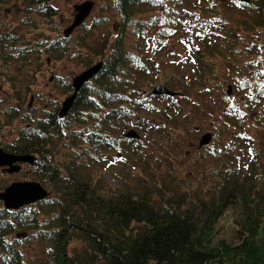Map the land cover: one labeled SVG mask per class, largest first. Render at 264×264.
I'll return each mask as SVG.
<instances>
[{"label":"trees","instance_id":"1","mask_svg":"<svg viewBox=\"0 0 264 264\" xmlns=\"http://www.w3.org/2000/svg\"><path fill=\"white\" fill-rule=\"evenodd\" d=\"M22 1L32 13L22 24L32 30L18 31L20 25L8 29L0 36V46L5 59L18 64L19 72L33 67L26 73L29 88L46 60L70 57L84 61L88 69L99 63L102 68L85 83L65 116L63 103L76 91L75 78L60 74L54 84L66 95L62 102L49 98L42 109L36 105L23 109L21 103L3 111L8 122L21 119L27 124L14 140L0 139V147L36 157L26 164L39 181H22L40 182L50 194L19 209L7 208L0 200V264H264V184L257 159L246 170L234 163L233 142L216 151L212 160L216 167L206 172L213 180L206 193L185 189L179 180L164 176L160 182L122 191L96 170L126 159L129 146L141 153L140 131L158 129L167 138L175 137L167 112H160L167 118L158 121L155 101L162 96L169 99L176 107V121L186 113L178 99L191 98L193 91L210 92L207 86L216 69L212 59L231 41H217L223 36L220 30L228 26L221 15L194 21L195 9L217 14L219 8H248L251 0H105L109 5L104 10L113 11L117 21L110 22L107 14L90 25L86 21L73 44L71 37H54L43 29L49 24L57 30L59 10L52 0ZM10 2L0 0V10ZM255 5L264 13V0ZM249 26L263 27L264 22L252 21ZM227 35L232 37L234 31ZM178 38L180 42H175ZM201 40L208 43L209 53L198 45ZM154 41L160 50L174 45L186 59H199L201 82L188 80L191 88L181 91L173 76L145 54L144 48L152 50ZM230 48L234 52L235 46ZM179 61H171L172 66ZM255 72L256 79L257 74L264 77V69ZM249 79V74L241 73L238 88L244 89ZM160 84L177 94H154ZM254 85L248 100L256 108L264 103V80L257 79ZM17 95L23 100L20 92ZM35 97L45 99L44 93ZM226 110L230 122L243 121L246 115L234 103L227 102ZM11 123L0 121V130ZM133 129L139 138L127 137ZM10 185H1L0 192ZM227 214L237 227L236 244L218 237L220 219ZM75 241L83 243L82 249L72 250ZM30 247L35 253L29 258Z\"/></svg>","mask_w":264,"mask_h":264},{"label":"rangeland","instance_id":"2","mask_svg":"<svg viewBox=\"0 0 264 264\" xmlns=\"http://www.w3.org/2000/svg\"><path fill=\"white\" fill-rule=\"evenodd\" d=\"M84 1L86 0H52V3L59 10L55 20L57 30L53 31L49 24H43V29L49 31L54 37L64 35L67 27L75 20L76 5ZM256 3L257 0H251V5L248 8H238L236 6L234 8L233 6L232 8H219L216 10L218 11L217 14L204 11L203 8L195 9L197 16L194 17V21H210L209 19L214 16L221 15L228 25L227 29L234 31V35L228 37L227 31L229 34V30L223 29L220 30L223 36L216 37L217 41H227L228 38L231 41H227L224 46L222 45V48H224L223 53H218L212 59L216 69L210 85L207 86L210 92L207 94L193 91L191 95L189 94L191 98L178 99L179 106H182L186 113L177 117L176 121L174 119L177 112L173 109L176 107L169 99L162 96L155 101L157 107H159V112H156L158 113V121H162L159 118L166 120L167 117L164 118V115L160 112H167L166 115L170 117L168 121L170 122V130L172 134H175V137H171V134H169L167 138L163 134L164 132L157 131L158 129L140 131L142 142L139 148H143V151H140L141 153L134 150L137 148L129 146L126 159L116 160L111 165L106 164L103 169L102 167L96 169L104 175V178L114 189L128 191L134 187H143L149 181L159 180L158 182H160L162 176H164L179 180L180 183L182 182L181 187L185 189L206 193L213 181L211 176L207 175L209 173L207 171L216 167L212 162L215 153L230 142H233L235 147L232 152L233 159H235L234 163L244 166L245 170L250 169L251 164L257 159L259 173L264 184V103L253 108L248 100V97L254 94V84L257 79L258 81L264 80V77L261 78L258 74L257 79L255 78V70L264 69V26L254 28L249 26L252 21L264 22V13H261L258 5H255ZM108 5L109 2L105 0H96L95 8L88 18L87 24L90 25L93 19L106 14L109 15L110 22L117 21L118 17L113 11L107 12L104 10V6ZM29 9L30 7L28 8L22 0H12V2L4 4L3 9L0 10V36L8 29H14L17 25L22 27L18 31L26 30L30 32L32 28L22 24L24 18L32 15ZM82 32L83 30L78 28L70 36L71 38L69 37L72 44L74 43L73 39L78 38ZM182 32L186 36V32ZM104 33L105 30L100 31L98 34L103 35ZM28 35L30 36L32 33ZM202 41L198 45L203 51H207L208 43ZM175 42H180L179 38ZM229 45L235 46L234 52L230 50L231 46L229 47ZM181 51V48L177 50L174 45L160 50L159 44L155 41L152 50L144 48L145 54L153 56L159 62L161 68L173 76L178 88L183 91L191 88L189 81H192V79L201 82L203 78H201L202 73L198 71L199 59H196L195 56H189V59H186L187 57H184ZM209 51L205 53H209ZM177 58H179L180 63L178 66H172L171 61ZM203 59L205 60V58ZM251 64H253V69L250 67ZM17 67V63L5 59V54L0 46V121L7 124L11 122H8V116L3 111L10 105H20L22 103L23 109H29L35 105L39 107L38 109H42L49 98L53 101L62 102L66 95L61 88L54 84L56 74H60L65 79L73 80L89 68L84 61L70 57L57 61L48 62L46 60L37 77L34 78L33 76L29 88L28 84L25 83L26 73L33 67H27L26 71L24 70L25 72H19ZM241 73L243 76L250 75L249 83L245 85L244 89L238 88ZM230 85H232L231 94H229ZM19 92L23 100L17 99ZM38 93H44L45 99L40 100L38 97V100H35V95L38 96ZM227 102L234 103L241 110H246L243 121H229L226 114ZM26 124L27 122H23L21 119L14 121L4 128V132L0 130V139L14 140ZM207 132L213 133L214 138L210 144L200 147V141ZM116 153L119 154V152ZM210 156L212 158H209ZM33 171L30 165L26 163L23 164V170L18 173H8L4 171L3 167H0V186L10 185L15 181L22 180L37 181L38 179L34 176ZM99 175L97 174V176ZM218 228L220 229L219 238H226L230 243L236 244L239 242L236 232L237 227L229 214L220 219ZM82 247L83 243L75 241L72 250H80ZM34 253L33 247H30L28 257L30 258Z\"/></svg>","mask_w":264,"mask_h":264},{"label":"water","instance_id":"3","mask_svg":"<svg viewBox=\"0 0 264 264\" xmlns=\"http://www.w3.org/2000/svg\"><path fill=\"white\" fill-rule=\"evenodd\" d=\"M96 2L93 0H87L81 4H77L76 17L74 22L65 30L66 37H70L77 28L82 26L89 16L92 14L95 8ZM102 68V63H99L92 68L86 70L74 79V85L76 91L74 95L68 97L64 103L61 111V115L65 116L75 103L79 91L83 88L86 82L92 79ZM232 92V88H229V94ZM156 95H173L177 93L168 88L165 84H160L154 90ZM127 137L139 138L140 134L136 130H131ZM213 139L212 133H206L200 142V146L209 144ZM36 157L31 155H16L6 152L0 147V167L10 166L6 168L8 172L15 173L22 170V163H34ZM50 192L40 182L36 181H20L11 184L4 192H0V200L5 201L7 208L19 209L26 204H31L39 200L45 199L49 196Z\"/></svg>","mask_w":264,"mask_h":264}]
</instances>
